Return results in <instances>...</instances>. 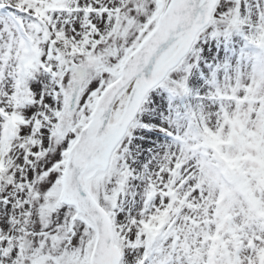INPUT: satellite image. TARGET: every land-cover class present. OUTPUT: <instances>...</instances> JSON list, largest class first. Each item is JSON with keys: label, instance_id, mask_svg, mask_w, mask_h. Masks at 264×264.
Listing matches in <instances>:
<instances>
[{"label": "snow or ice", "instance_id": "obj_1", "mask_svg": "<svg viewBox=\"0 0 264 264\" xmlns=\"http://www.w3.org/2000/svg\"><path fill=\"white\" fill-rule=\"evenodd\" d=\"M0 264H264V0H0Z\"/></svg>", "mask_w": 264, "mask_h": 264}]
</instances>
